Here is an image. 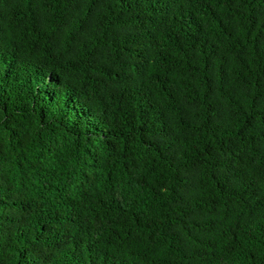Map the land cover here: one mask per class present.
Returning a JSON list of instances; mask_svg holds the SVG:
<instances>
[{"label":"trees","instance_id":"obj_1","mask_svg":"<svg viewBox=\"0 0 264 264\" xmlns=\"http://www.w3.org/2000/svg\"><path fill=\"white\" fill-rule=\"evenodd\" d=\"M0 264H264V0H0Z\"/></svg>","mask_w":264,"mask_h":264}]
</instances>
